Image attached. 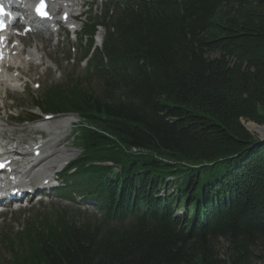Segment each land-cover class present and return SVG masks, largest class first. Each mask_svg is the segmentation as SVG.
<instances>
[{
  "label": "trees",
  "instance_id": "1",
  "mask_svg": "<svg viewBox=\"0 0 264 264\" xmlns=\"http://www.w3.org/2000/svg\"><path fill=\"white\" fill-rule=\"evenodd\" d=\"M97 23L92 81L42 102L121 172L82 169L103 216L6 239L0 264L264 262V140L243 125L264 126V0H112Z\"/></svg>",
  "mask_w": 264,
  "mask_h": 264
},
{
  "label": "bare ground",
  "instance_id": "2",
  "mask_svg": "<svg viewBox=\"0 0 264 264\" xmlns=\"http://www.w3.org/2000/svg\"><path fill=\"white\" fill-rule=\"evenodd\" d=\"M50 5L52 4V13L57 18L60 17L63 13L68 14L67 20H61L64 25H73L74 24V15L80 10V6L85 3V0H49ZM25 4H29L28 0H25ZM59 4V8L56 12L53 9ZM82 10V7H81ZM24 28V25H21L20 32ZM57 31L53 29H46L43 31L30 32L27 34H20L16 38L10 39L9 52L3 44L0 42V56L2 55L3 60L0 61V149L5 146L6 149H12L15 143L21 141L19 137L15 135V130L13 128L8 129L9 118L2 117V110L8 107L5 102V98L2 95V92L5 93V97L10 96L12 90L18 89V82L21 80V75L25 72V63H33L35 65L43 64V58L46 56L42 49V42L50 37L55 38L57 36ZM10 37V35H7ZM26 38H34V46L23 50L21 47L22 42ZM37 38V39H36ZM57 40L54 41L56 44ZM24 52V53H23ZM19 61V62H17ZM24 61H26L24 63ZM74 117L71 115H63L58 117H52L51 119H43L35 125H32L31 128L35 130L36 136L29 138L28 143H22L23 149L30 150L31 154L34 152L42 151V157L39 161L33 165L31 171L37 170L35 176H25L21 178V183L29 182L36 178L39 174H42V170H46V174H43L41 181L44 179H49L51 175L55 172L53 171L54 165L52 161L54 158L66 156L69 154L68 150H65L61 141L62 138L57 136L58 130L61 128L67 127ZM245 128L248 131L259 132L264 134V127H260L252 122H243ZM58 130H57V129ZM47 132V136H44V132ZM60 139V140H59ZM54 144H58L54 146ZM48 146L50 147V152L47 153L43 149ZM44 153V154H43ZM8 158L5 157L0 162H5ZM13 163H7L5 173H8V168L12 167Z\"/></svg>",
  "mask_w": 264,
  "mask_h": 264
},
{
  "label": "rangeland",
  "instance_id": "3",
  "mask_svg": "<svg viewBox=\"0 0 264 264\" xmlns=\"http://www.w3.org/2000/svg\"><path fill=\"white\" fill-rule=\"evenodd\" d=\"M89 1L90 2L92 1V3L88 4L87 6L84 7V9L88 10V11L80 19L84 22H88V19L90 16L100 15V9H101L100 1L99 0H96V1L89 0ZM85 2H87V1L85 0ZM78 25L80 26V23ZM102 33L103 32L101 30H98L97 36H96L97 41H95V44L98 42L99 35H102ZM28 40L35 41L34 38H31V39L26 38L23 40L22 43H27ZM53 43H54V40L50 39L49 45H46V47H45V49L50 51V52H48V51L46 52L44 50V44H42V46H43L42 51L46 55V56H44V58H46L45 61H47V63H45L44 58H43V64L44 65H37L36 67H34V69L30 67V71L25 66V72L22 75L29 72L30 75L27 76L28 79L30 78V79H34V80L31 83V85H29V87L26 88V90L23 91L21 89L19 91V94H18L19 99L17 102L18 106H17V109H14L16 112H20L21 109L25 108L27 103H29V101L32 100L31 96H34L36 93L38 94L42 88L47 87L50 83H58L59 84V83H62L63 81H65V79L68 77H70L71 79L77 78V77H80V78L82 77V72H83L84 66L77 62V58L80 54V51L82 50V47L80 48V46H78L79 45L78 38L74 34L69 35L68 38L63 36V39L60 40L59 43L56 42V44H54V47H55L58 43V45L56 46V49L53 48ZM30 45H32L31 42H29L28 45H26V46L29 47ZM70 47H71V51H69ZM68 51H69V55H70L71 59H73V62L63 60L65 57V53ZM48 60H53V62H50ZM32 65H35V64L32 63ZM22 75H21V78H22ZM36 83L39 84L38 88H34ZM12 94L13 93H11L10 96ZM7 105L9 107V104H7ZM11 111L13 112V109H11ZM1 112L5 113L6 109H5V111L2 110ZM21 112H23V110ZM2 117H5V116H2ZM72 117H74V116H72ZM74 119H75V117H74ZM77 121H78V119H76V122ZM247 122H251V121H247ZM19 126H21V125H19ZM31 126L32 125L27 126V127L18 128V127L14 126L13 124L10 123L8 125V129L13 128L15 130V135L17 137H19V136L27 137L29 134H31V136L29 138H31V137L33 138L34 136H36V132H35V130H33L31 128ZM258 126H260V125H258ZM260 127H264V126H260ZM18 131H21V132H18ZM17 132H18L19 136L17 135ZM26 132H28L29 134ZM248 132L252 136H254L255 138H257L259 140L264 138V134L259 133L260 131L258 133L253 132V131H248ZM20 139L22 140V138H20ZM69 140H70L72 146H68L69 144L67 142V139L66 140L65 139L60 140L64 149L65 150H68V149L71 150L73 154L78 153L77 152L78 150L76 149L77 145H76L75 139L70 137ZM57 145L58 144H54V146H57ZM69 150H68V152L70 153ZM131 150L135 151L133 148ZM56 158H58V157L56 156L54 159H56ZM164 191H165V189H164ZM161 192H162V190H161ZM29 206H30V208H26L24 210L20 209V210L15 211V212H9V213H7V215L5 216V218L3 220H0V237L3 235L4 230H7V229H10V231H11L10 233H13V234L16 233L15 226L20 229L21 223L23 222L22 221L23 219L25 222H30V221H33L34 219H36L38 217V215H41V216L45 215L47 217H51V216L54 217L55 213L57 211H61V210H67L68 212H70L71 214H74V216H76L78 214L77 209L79 210V208H77V206L74 205V203H69L67 201H64L62 197H58V196H53L49 200L45 199L44 202H40V203L34 202V203L30 204ZM88 208L92 209V206H88ZM12 227H14V228L12 229ZM259 251H261V250H259ZM7 259H9L8 250L6 248H4V246L0 243V262L7 260ZM258 264H264V262H259Z\"/></svg>",
  "mask_w": 264,
  "mask_h": 264
},
{
  "label": "snow or ice",
  "instance_id": "4",
  "mask_svg": "<svg viewBox=\"0 0 264 264\" xmlns=\"http://www.w3.org/2000/svg\"><path fill=\"white\" fill-rule=\"evenodd\" d=\"M42 9H43V5L41 4L40 8L37 9V11L40 12L41 15H46V13H44V12L42 11ZM4 14H5V13H4V9H3L2 6H0V16H2V15H4ZM0 27H3V22H2V21H0ZM3 166H4V165L0 164V167H3Z\"/></svg>",
  "mask_w": 264,
  "mask_h": 264
},
{
  "label": "water",
  "instance_id": "5",
  "mask_svg": "<svg viewBox=\"0 0 264 264\" xmlns=\"http://www.w3.org/2000/svg\"><path fill=\"white\" fill-rule=\"evenodd\" d=\"M247 130V129H246ZM248 131V130H247ZM260 140H264V138L263 139H260Z\"/></svg>",
  "mask_w": 264,
  "mask_h": 264
}]
</instances>
